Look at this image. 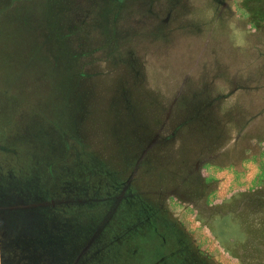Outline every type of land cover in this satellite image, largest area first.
Wrapping results in <instances>:
<instances>
[{
    "label": "rangeland",
    "instance_id": "rangeland-1",
    "mask_svg": "<svg viewBox=\"0 0 264 264\" xmlns=\"http://www.w3.org/2000/svg\"><path fill=\"white\" fill-rule=\"evenodd\" d=\"M116 1L0 0V264H264V164L200 120L263 70L264 0Z\"/></svg>",
    "mask_w": 264,
    "mask_h": 264
},
{
    "label": "crops",
    "instance_id": "crops-1",
    "mask_svg": "<svg viewBox=\"0 0 264 264\" xmlns=\"http://www.w3.org/2000/svg\"><path fill=\"white\" fill-rule=\"evenodd\" d=\"M263 70L258 74L256 77H251L249 74V69L246 66L244 68V73L246 74L245 78V86L244 88L247 89L249 92V96L247 99H238L236 92L232 91L230 89L229 96L222 95L220 97H213L214 100L218 101L219 109L218 113L213 115L210 120L200 119L202 122H208V124L205 126L203 125L204 131H211V136H218L215 134L214 129L220 128V125L223 124V126L228 127L225 128L228 130L229 134V140L227 143H225L223 146L218 148H241L238 151L240 152V157L238 158L237 162L234 164L233 162H229L233 165H235L237 168H241V170L238 173H247V170L245 169V164H248L250 166L249 173L251 178L254 177V171L256 170L255 167L258 169L262 167L264 164V158H260L259 162H254V165L252 166L249 162L252 161V154H263L264 155V132H262L261 124L258 125V122L261 120L264 121V68ZM232 78L234 77L233 73L231 74ZM242 86H238V88H241ZM234 96V98H233ZM216 98V99H215ZM228 98H231V100H228ZM235 99V100H234ZM16 100L11 97L10 102L8 104H4V107H11V105L14 104ZM225 101V102H222ZM229 101V103H228ZM231 103V104H230ZM10 105V106H9ZM197 112L191 116V118H196L195 116H199L203 113V110L199 107L196 108ZM205 112V111H204ZM11 112L8 113V115ZM2 114H5L7 116V113L1 112L0 117ZM209 114V113H208ZM211 117V116H210ZM198 118V117H197ZM212 121V122H211ZM258 125V126H257ZM2 127H9V123L6 121V123H3ZM206 128V129H205ZM219 134V133H218ZM10 132L8 131H2L0 129V157L2 155H8L11 152V149L9 147L8 140L10 139ZM236 139V140H235ZM235 140V141H233ZM75 148H77L75 146ZM13 153V151H12ZM14 154V153H13ZM241 157L244 158V160L240 161ZM6 159V158H5ZM3 161L2 159H0ZM0 161V175L3 172L2 168V162ZM228 163V164H229ZM221 165V163H213ZM244 164V165H243ZM224 166V165H221ZM13 168V166H12ZM232 178V174L225 171V174L223 175V180L221 183H219V197L225 199V192L233 193L237 192V190L241 189L244 192L248 191V189H245L244 185L240 186H234L233 188L230 187V179ZM241 178L239 175L235 177V179ZM224 195V196H223ZM215 196L209 195V199L212 200ZM217 197V196H216ZM2 198V197H1ZM68 196L63 195L58 198H55L54 200L50 201L52 203L46 204L44 206V201L40 200V202L37 200V206L34 205L30 211L24 213L23 211L19 210L18 212H23L22 214L18 213V216L20 218H29L32 211H34L36 208L39 207L40 204L44 206L43 208H47L48 210H53L55 213L63 212L62 204H64L67 201ZM2 199H0L1 201ZM231 201V200H230ZM227 200V202H230ZM192 210V209H191ZM8 212H6L3 208V204L0 202V235L4 232L7 233L9 222L5 219V216ZM102 233V232H101ZM97 241V238H96ZM0 249H1V243H0ZM39 252L33 253L32 255L37 258L43 255L44 259H39L40 261H37L36 264H41L44 262V264H54L50 263V256L47 249H39ZM48 255V256H47ZM68 264H84L82 261L78 260L77 258L74 261L69 260ZM87 264V263H85Z\"/></svg>",
    "mask_w": 264,
    "mask_h": 264
},
{
    "label": "trees",
    "instance_id": "trees-1",
    "mask_svg": "<svg viewBox=\"0 0 264 264\" xmlns=\"http://www.w3.org/2000/svg\"><path fill=\"white\" fill-rule=\"evenodd\" d=\"M122 1H123V0H117L116 2H117V3H120V2H122ZM116 2H114V3H116ZM169 78H170V77H169ZM169 78H168V79H169ZM168 79H167V80L164 79V81L166 80V82L169 83L170 81H168ZM126 149H127L128 151H131V152H132L133 149H135V148H125V150H126ZM138 149L141 151V153H142L143 156H144V154L146 155L147 152H151V153H152L156 148H138ZM136 160H137V159H136ZM131 167H132V165H131ZM128 171H129V170H128ZM129 172H131V171H129ZM131 174H132V172H131Z\"/></svg>",
    "mask_w": 264,
    "mask_h": 264
}]
</instances>
